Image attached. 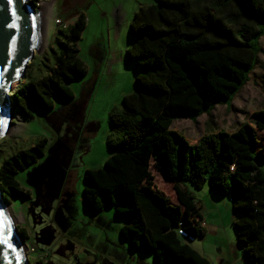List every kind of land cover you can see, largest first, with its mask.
Returning <instances> with one entry per match:
<instances>
[{
    "label": "trees",
    "instance_id": "16d2710c",
    "mask_svg": "<svg viewBox=\"0 0 264 264\" xmlns=\"http://www.w3.org/2000/svg\"><path fill=\"white\" fill-rule=\"evenodd\" d=\"M86 25L82 12L73 24L58 27L45 70L11 95L17 112L32 118L35 108L53 109L55 97L73 99L71 83L88 73L78 55ZM129 34L134 42L126 61L138 70L137 89L111 110L107 144L112 153L102 167L84 173L85 209L114 207L126 220L122 237L152 254L155 264H210L178 232L182 223L195 238L206 235L187 183L196 189L209 185L232 197L234 227L248 263L264 264V170L259 166L264 109L234 132L219 130L193 142L173 129L176 119L196 121L231 100L248 81L259 52L254 40L264 35V0H158L135 12ZM47 143L40 138L3 160L0 188L9 202L30 197L17 176L37 162ZM152 163L173 184L177 202L156 184ZM18 231L26 242L24 229Z\"/></svg>",
    "mask_w": 264,
    "mask_h": 264
},
{
    "label": "rangeland",
    "instance_id": "374dc122",
    "mask_svg": "<svg viewBox=\"0 0 264 264\" xmlns=\"http://www.w3.org/2000/svg\"><path fill=\"white\" fill-rule=\"evenodd\" d=\"M117 1L34 0L37 8L42 6L38 20L43 48L21 84L45 70L56 30L69 23L63 11L85 13L91 28L79 44L88 73L71 83L73 99L55 97L53 109L35 108L32 118L17 114L10 132L0 138V165L38 139L48 140L44 154L17 176L30 190V197L17 198L9 205L17 229L23 228L27 234L25 253L30 264H155L152 254L131 247L122 237L120 229L126 220L115 214L114 207L94 212L87 211L83 203L86 169L102 167L112 153L107 144L111 110L120 105L124 95L137 89L138 70L126 61V50L134 39L129 36L130 25H116L113 7ZM100 6L107 8L111 24L101 17ZM254 41L259 51L257 61L243 87L231 100L217 104L196 121L176 119L174 130L193 142L219 130L234 132L264 109V35ZM258 138L262 142L263 136ZM259 166L264 170V161ZM152 171L156 184L172 203L177 202L173 184L156 174L153 163ZM191 190L202 194L195 187ZM232 210L231 206V215ZM225 221H230L229 216ZM228 228L225 234L198 237L192 243L212 261L225 254L235 260L238 238L234 226Z\"/></svg>",
    "mask_w": 264,
    "mask_h": 264
},
{
    "label": "water",
    "instance_id": "95a60500",
    "mask_svg": "<svg viewBox=\"0 0 264 264\" xmlns=\"http://www.w3.org/2000/svg\"><path fill=\"white\" fill-rule=\"evenodd\" d=\"M40 9L30 0H0V138L10 132L18 114L11 95L43 48ZM9 205L0 188V264H30Z\"/></svg>",
    "mask_w": 264,
    "mask_h": 264
},
{
    "label": "crops",
    "instance_id": "0c3cea01",
    "mask_svg": "<svg viewBox=\"0 0 264 264\" xmlns=\"http://www.w3.org/2000/svg\"><path fill=\"white\" fill-rule=\"evenodd\" d=\"M157 2L158 0H118L117 2H115V5L113 7V10L115 11V14L113 15H114V20L116 21V25L119 27L122 25L129 26L132 22L135 12L141 6L156 4ZM65 5H66V2L63 8L65 7ZM101 8H102L100 11L101 17H106L107 22L111 24V18H110L107 8L105 7H101ZM63 13L65 14L66 18H69L68 25L73 24L76 21L77 16L79 14L78 12L73 11V9L72 11L71 10H67L66 12L63 11ZM108 27L110 30V25H108ZM90 28H91V19L89 18V21L87 19L86 28L82 32L81 37L78 39V49H79L78 55L85 63L86 61L80 56V45L79 44H80L82 37H84L85 39L86 32L89 31ZM156 174L162 176L159 170H157ZM187 187L196 197L198 207L200 208V211L204 217L206 235H210V234L217 235L219 233L225 234L229 230L228 227H230V225L234 226L235 212L234 210H232V215H231V206L233 203L231 196L219 195L211 191L209 185L204 186L202 189H197L199 192L202 191V194L194 193V191L191 190V187H194V186L190 183H187ZM228 216L230 218V221L226 222L225 220ZM237 238H238V235H237ZM192 246L197 251H199L209 261L210 264H249L244 256L242 246L239 241L235 246V258H236L235 260L231 258L230 254H225V255L217 256L212 261L207 257V255H205L204 252L200 250L199 247L194 246L193 243H192Z\"/></svg>",
    "mask_w": 264,
    "mask_h": 264
},
{
    "label": "built area",
    "instance_id": "2783aa9c",
    "mask_svg": "<svg viewBox=\"0 0 264 264\" xmlns=\"http://www.w3.org/2000/svg\"><path fill=\"white\" fill-rule=\"evenodd\" d=\"M58 24H62V20L61 19H56L55 21ZM67 25H63V27H65ZM178 232L181 236H183L184 238H187L190 242H193L196 238L194 236H192L191 234H189L184 228H183V224L180 223L178 226Z\"/></svg>",
    "mask_w": 264,
    "mask_h": 264
},
{
    "label": "bare ground",
    "instance_id": "6f19581e",
    "mask_svg": "<svg viewBox=\"0 0 264 264\" xmlns=\"http://www.w3.org/2000/svg\"><path fill=\"white\" fill-rule=\"evenodd\" d=\"M48 8H49V7H48ZM45 11H46L45 14L49 13L47 9H46ZM41 39H42V36H41Z\"/></svg>",
    "mask_w": 264,
    "mask_h": 264
}]
</instances>
